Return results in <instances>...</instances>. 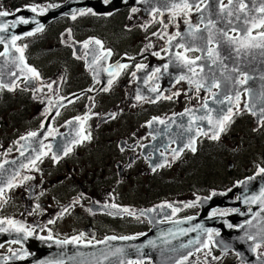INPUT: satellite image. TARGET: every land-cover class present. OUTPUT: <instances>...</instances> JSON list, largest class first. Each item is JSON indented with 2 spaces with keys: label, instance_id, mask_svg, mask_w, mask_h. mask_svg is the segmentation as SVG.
Returning a JSON list of instances; mask_svg holds the SVG:
<instances>
[{
  "label": "flooded vegetation",
  "instance_id": "flooded-vegetation-1",
  "mask_svg": "<svg viewBox=\"0 0 264 264\" xmlns=\"http://www.w3.org/2000/svg\"><path fill=\"white\" fill-rule=\"evenodd\" d=\"M66 1L63 0V3ZM223 2L227 4V1ZM60 4L54 2L49 8ZM34 5L38 6L37 1L30 0L14 9H8V12L26 11L27 16L20 17L29 20L32 19L30 15H39L30 10ZM46 7L45 9H49ZM127 10L129 9L103 16L89 11L84 15L92 13L97 18H110ZM84 15H76V19L62 17L46 25L42 31H32L34 34L31 36L22 30L16 33L21 37L16 41V46H26L24 63L37 70L39 79L32 78V74L20 63V53L12 45L11 39L6 46L0 42V52H5L6 47L8 49L5 56L0 57L14 61L0 63V76H9L7 79L0 77V83L13 86L12 91L7 87L0 90V164L4 166L0 169V187L5 188L4 195L0 198V220L12 219L19 222L18 226H23V231L17 232L7 223L0 225L7 229L0 232V238H7L0 245V264H44L47 258L54 262L56 257L61 259L58 264H78L88 256L86 253L89 251L85 249L104 251L106 246L135 245L150 236L152 231L169 223L200 217L208 222L218 216L228 217L237 211L243 212L240 205L242 194L237 193V190L242 188L244 181L259 176V169L264 168V160L257 164L256 169H252L257 162L252 158H246L240 165L229 161L231 157L242 154V146L239 147L240 150L230 149L226 142L230 139L228 135L231 130L237 129L241 136L239 143H242L243 120L249 118L253 121V126L248 127L244 133L246 137L253 144L261 146L264 143L260 140L264 135V121L256 122L247 112L245 102L248 93L243 90L240 91L238 113L232 93V122L220 134L219 140L210 139L213 134L210 131L207 136L199 135L195 139V152L184 147L186 144L182 147L173 142H165L161 143L160 146H164L158 150L154 151L153 148L145 153L155 132L148 126L150 121L163 120L166 123L178 116L180 119L177 127H189L193 115L198 113L195 110L202 107L212 93L203 90L197 92L195 86L187 85L184 80L177 82L180 76L187 77L184 73L178 76L173 86H169V79L164 80L166 64L162 62L168 52L166 48L169 40L163 43L159 39L161 34L157 37L150 35L154 30L148 31L144 33L145 36L149 35L148 41L143 43L139 39L135 44L127 41L132 50L119 52L108 42L105 34L90 37L85 32L72 29V26L77 27L76 24L83 20L79 17ZM74 20L75 23H71ZM187 24L192 26V30L200 28L198 12L191 11ZM19 26L22 29L23 24H17L16 27ZM50 27L53 29V36L45 37L43 34ZM94 40H100L103 48L94 42L89 44L88 49L84 47L85 41ZM138 48L140 52L137 55L133 50ZM105 50H110L111 56L95 63L101 69L97 77L86 65L87 53L93 54V61ZM178 52L186 55L182 48ZM42 55H46L48 59V63L43 66L39 62ZM117 63L128 67L119 69V75H115L109 86V72L105 69H112ZM137 65L145 67L138 70ZM207 66L212 67V64ZM146 68L151 69L139 88L137 75ZM157 69L160 71L157 72ZM195 70L200 73V68L196 67ZM133 73L136 75L133 76ZM201 75L216 76L214 68ZM220 75L221 72L217 74ZM25 77L29 78L28 82ZM198 78L194 76V80ZM49 84L52 85L51 89L47 87ZM238 87L243 89L248 85ZM106 88L108 90L104 91ZM153 88L158 91L163 89L160 99L155 102H152V97L158 95V91H151ZM177 92L179 95H174ZM212 92H216V89L213 88ZM137 95L144 99L137 100ZM96 96L99 98L95 104L92 99ZM167 96H171V99L163 98ZM88 102L91 104L89 108L86 105ZM96 105L102 113L97 124H105V134L109 133L112 124L117 130L119 124H127L120 135L105 138L104 144L99 143L102 132L96 133L92 128L93 109ZM225 105L228 106L227 103ZM187 109H191V112H186ZM85 116L88 117L87 120L83 119ZM76 117H81V120H75ZM133 121L135 124H132ZM198 123V120L195 121L192 127ZM41 124L44 125L43 128ZM197 128L202 127H196V131ZM29 132H36L37 136L21 140ZM83 135H90V139L81 140ZM244 139L246 140L245 137ZM154 141L155 138L151 144H158ZM68 148L71 151H67ZM181 148L183 151L175 157L173 150ZM262 154L264 155V151ZM37 156L40 158L36 159ZM54 156L57 159H53ZM156 158L159 159L155 160ZM220 159L229 161L226 167L232 184L227 187L213 182L216 163L218 166L222 162ZM30 160H35V164L30 163ZM153 160L155 163L150 166L149 161ZM13 176L14 186L6 187ZM215 201L218 203L214 206ZM204 203L208 208L205 220ZM113 204L118 208H112ZM188 204L193 206L186 207ZM125 208L130 209L134 215L124 213L122 209ZM173 209L177 211L174 212ZM249 210L251 207L247 208ZM217 233L220 234L219 231H212L211 240L207 233L205 243L208 247L187 253L184 255L187 260H182L184 256H181L177 261H182V264H247L235 252H222L216 247ZM78 236H81L78 242L57 243L70 241ZM113 236L117 239L106 240ZM120 237L135 239L122 240ZM99 241L106 242L98 243ZM259 243L261 246L252 251L257 262L264 264V250L261 248L264 240ZM117 249L119 248L113 250ZM5 257L8 259L5 260ZM97 258L96 261H101L104 256ZM129 261L155 264L154 259L148 256ZM177 261L173 264H177Z\"/></svg>",
  "mask_w": 264,
  "mask_h": 264
},
{
  "label": "water",
  "instance_id": "water-1",
  "mask_svg": "<svg viewBox=\"0 0 264 264\" xmlns=\"http://www.w3.org/2000/svg\"><path fill=\"white\" fill-rule=\"evenodd\" d=\"M96 1L97 0H69L61 7L49 10L48 13L43 17H35L34 15H30L29 17H32V21L35 20L37 26L43 27L44 25L52 22L59 17L66 15L72 16L73 14H78L81 11L89 8H93L97 14H106L107 12L115 9L136 6V0H125L128 1L125 5H122V2L124 0H112L109 5H102V3L99 4ZM98 1L101 2V0ZM173 2L174 0H144L142 3H140L139 7L143 11L144 15H150L156 11L166 13L179 10L177 8H172ZM197 2H199V0H197ZM219 6L220 4L217 3V0H209V5L207 8L204 5V7L202 8L203 11L199 13V15L202 16L200 24L203 26V28L200 29L201 32L197 33L198 36H203L205 38L208 36V32L203 30L205 29V26L209 19L217 21V27L223 28L227 26L226 21H218V17L220 15ZM254 7H259V3L257 2ZM21 15L22 13H19L16 16L12 17H2L0 18V22H12L18 19ZM253 15H257V13L253 12ZM25 16H27V14ZM20 27L21 26H19V28H10L7 33H0V36L4 37V42L1 43L6 46L12 35H17L16 33L21 30L23 32L27 31L26 27H23L22 29ZM209 27L211 26L209 25ZM213 31H215V29H213ZM189 32V28H186L181 33L182 37L180 36L178 39L172 42L171 50L164 60V62L168 64L167 78H169L171 82L175 80L180 72H186L187 77L194 80V76L191 72L188 71V68L181 64L178 60H176L175 50L179 48L176 45L184 44L186 47L191 46L200 48L203 47L207 43V41L206 39L203 41L194 39L193 36L188 34ZM197 52L200 54V56L205 54L201 51ZM220 54L223 61L221 65L225 68V72L228 75H231L233 77H236L238 75L236 72L234 73L232 71L234 67H238L240 70L245 71L249 76L250 73H255L254 80H249L247 84L248 88L251 90L250 93L247 94V104H255L256 107L251 111L247 109V111L252 114L253 111H255L256 114L253 115L254 118H257V122L261 121L263 118L261 117L259 109L262 103L261 93L264 92V57H261L259 54V50H256L254 56H245L241 61L236 52L233 51L231 46L228 45H224L220 48ZM2 61L8 62V58L0 57V63ZM11 62L14 61L11 60ZM201 64L209 65L212 64V62L211 60L197 61V65ZM210 68L211 70L214 68V73L216 74V77L218 79L221 78V75L217 76L219 72L216 64H212V67H205L204 73ZM252 69H255L256 72L258 71L262 74H257L256 72L252 71ZM0 77L2 79H7L8 76L4 75ZM105 79H107V77ZM186 82L188 83L187 79ZM232 88L233 85L229 82L226 85V89ZM235 88L239 89L240 91L243 90L242 88L240 89L238 85H235ZM221 99H223V96H221ZM207 104L209 108L214 109V111L212 112L213 118H215L219 114H222L220 111L221 109H223V113L227 112L228 106L215 104L213 102V98L212 100L207 102ZM206 111V109L202 108L201 110H199L196 116L204 115ZM177 119L178 118L172 120L174 124L177 123ZM196 127L205 128V130H207L208 132L213 131L210 130L211 125L208 124L207 120L199 121L198 125H193L191 132L188 131L189 127L184 126L182 129L178 128L177 130L175 125L169 126V128H172L170 131H168V127L166 129H156L155 131H157L156 133H158V136L160 137V139L155 141V143L158 144L147 145L145 153H148V150L151 151L153 148H155L154 151L158 150L159 147L164 146H160L161 143L165 142H174L175 145H182L183 147V144L185 145L189 143L190 137L195 136V139L199 137L196 135ZM185 131H188L189 133L183 134V137H181L180 135ZM262 188H264V174L257 176L254 179H248L244 181L242 184V188L240 190H237V193L242 194L240 205L245 212H239L225 218L216 217L213 220L210 219V221H208L209 225L207 221L204 222L203 220H201V217L198 219H188L166 225L164 224L165 226L158 228V232L156 233V236L152 238V241L149 240L150 236H148L145 239L137 242L135 245L119 244L115 246H104V251H99V249L98 251H93V249H90L91 251L89 249H85L86 251H89L86 253L88 256H86L83 261L79 262L78 264H121V262L126 264L129 260H140L145 256L153 258L155 264H173L178 260L179 257L203 247L202 245L203 243H205L208 233L204 231V229H211L212 231L219 230L222 232V234L215 241L216 247H219L222 252L232 250L240 256L241 261H244L247 264H260V262H257V260L253 256L252 247L255 243H259L264 240V213H260V205L258 203H246L245 201L246 198L258 196ZM216 203H218V201H215L214 206L217 205ZM248 207H251L250 212L247 211ZM203 209L204 219L208 211L206 204L204 205ZM255 213L260 214L258 216H254ZM247 221H251V224L247 223ZM197 225H199L200 227H196ZM229 225H232V227H229ZM241 225L243 227H241ZM187 229H195V231H187L186 234L182 233L181 230ZM249 235L255 236V241H248ZM4 239L7 240V238L3 236L0 238V245L4 243ZM197 239H199L200 243L189 244V241H196ZM182 245L188 246L182 247ZM114 248H119L123 251L117 252L116 250H113ZM97 252L99 254H97ZM97 256H104V259L101 261H96ZM60 260L61 259L59 257H56L55 261L51 262L50 258H47L44 264H58ZM9 264L14 263L10 262Z\"/></svg>",
  "mask_w": 264,
  "mask_h": 264
},
{
  "label": "snow or ice",
  "instance_id": "snow-or-ice-1",
  "mask_svg": "<svg viewBox=\"0 0 264 264\" xmlns=\"http://www.w3.org/2000/svg\"><path fill=\"white\" fill-rule=\"evenodd\" d=\"M259 3V7H254L256 3ZM217 3L220 4V15L218 17L219 22H227V26L220 28L217 27V21H214L212 19H209L207 21V24L205 26V29L203 31L208 32V36L205 38L203 36H198L197 33L201 32V30L197 27L194 31H190L188 34L193 36L194 39H199V40H205L207 43L200 48H195V47H186L184 44H177V47L184 48L185 52L188 51H201L202 53H205V55L201 56H196L194 59L187 57L183 53H176L175 57L176 60H178L181 64H183L185 67L188 68L189 72L193 73V76L199 77L196 80H193L191 78H188L186 76H180L177 80L179 82L180 80H188V83L191 85H194L197 92H199L201 89H206L207 91L212 93L213 97V102L218 105H225L227 103V113H223V109H221V113L217 115L215 118L212 116V112L214 109L209 108L207 102L203 104V108L206 109L207 111L205 112L204 115L200 116H195L193 115L192 120L190 121V125L188 128V131H192V124H194L195 121H203L207 120L208 124L211 125V129L213 130V134L209 137L210 139L213 140H219L220 134L224 132L227 128V126L232 122V115H233V108H232V101H233V94L234 93V98L236 101V109L237 113L240 111L239 108V100H240V90L235 88V85H246L248 84V81L251 79V77L245 72L240 70L238 67H234L232 69L233 72H236L238 75L236 77H233L231 75H225L224 72H221V77L222 79H218L215 75L208 77L206 75H201V73H204L205 67H207L206 64H201L197 65V61L201 60H211L212 64H222V58L220 54V48L224 45L231 46L232 50L236 52L237 56L243 60L245 56L247 57H252L255 55L256 50H259V54L261 57H264V0H227V4L223 2V0H217ZM200 4H204L205 7L207 8L209 5V0H174L172 3V8H177L181 12H184L185 14H188L191 12L193 9H195L196 12L201 13L203 10L200 8ZM252 5V6H250ZM54 7V6H52ZM30 10L33 13H37L39 15H43L47 9L41 8L39 6H31ZM16 11H19L17 9ZM135 11V9H133ZM253 12L257 13V15H253ZM84 12H81L80 15H84ZM10 15H15V13H10L7 10H0V18L2 17H8ZM72 19H76V14L72 15ZM30 21L28 19H25L23 17H20L16 19L15 21L12 22H0V33H7L10 28H15L17 24H27ZM187 22V21H186ZM209 25L211 27H209ZM191 25H189V28L191 29ZM215 29V31H213ZM42 31V26H38L35 29V32ZM229 33H234V35H230ZM34 32L29 31L26 33V35L31 36L33 35ZM177 36H181L182 34L177 33ZM176 37H170L169 38V43H171L172 40H174ZM21 39L20 36L18 35H12L11 36V43L12 45L16 48V51L20 53L19 56V61L21 64L24 65V68L27 69L29 73L32 74V78L39 79L40 74L37 72L35 68L29 67L26 63H24V47H19L16 46V41ZM0 42H4V37L0 36ZM94 42L96 45H100L101 48H103L102 42L100 40H94V41H85L84 42V47L88 48L89 44ZM211 45V47H209ZM8 49L7 47L5 48V52H0V56H5L7 53ZM158 55V53H156ZM106 56H111V51L110 50H105L104 52L101 53L99 57L94 58L92 61L93 64L98 63L99 60L104 59ZM128 65H122V64H117L115 65L111 71L109 69H105V71H109V75H112V72L115 71L116 75H119V69L122 68H127ZM137 69L144 68V65H137ZM196 67L200 68V73L196 72ZM226 67V66H225ZM165 71L168 69V65L164 66ZM157 72L160 71V69L156 70ZM15 75V73H13ZM136 73H133V76H135ZM243 77V78H240ZM115 79V77H113ZM25 81L28 82L29 78L25 77ZM231 83L233 85L232 89H226V85L228 83ZM109 86L113 83V80L110 79L108 81ZM5 87L8 88L9 91L13 90V86L10 85H5L3 83H0V90L4 89ZM49 89L52 88V85L49 84L47 85ZM215 88L218 91L217 92H212V89ZM91 90V89H90ZM108 89H104V91H107ZM39 91V89H38ZM153 92H157V88L151 89ZM243 91L246 93H250V89L248 87L243 88ZM174 95H179V93H174ZM221 96H223V99H221ZM159 98V96L157 97ZM164 99H171V96L163 97ZM137 100L144 99V97L137 95L136 97ZM261 99L262 103L260 106V114L261 117L264 118V92L261 93ZM155 102V101H152ZM256 107L255 104H245V108L248 110H253ZM186 112H191V109H187ZM59 115V112L56 113ZM256 112L253 111V115H255ZM84 120H87L88 117L85 116L83 118ZM154 120H158L159 118H153ZM75 120L80 121L81 117H76ZM71 123V121H69ZM152 121L149 122L151 124ZM159 123L163 124V120H159ZM44 125L41 124V128H43ZM49 135H51V131L49 132ZM196 135H208V131H205L203 128H197ZM37 133L36 132H29L27 134V137H21V140H26L30 137H36ZM90 139V135H83L81 136V140H87ZM76 143L80 141H75ZM184 147L189 148L191 151L195 152V136L190 137L189 143L186 144ZM67 151H71V148H68ZM66 151V154H67ZM175 153V157H178L180 152L183 151V148L179 150H173ZM46 155V153H44ZM23 155V153H21ZM174 157V158H175ZM40 157L37 156L36 159H39ZM53 159H57V157H53ZM7 163V162H6ZM30 163L33 165L35 164V160H30ZM162 166V165H161ZM3 164H0V169H3ZM153 171H155V168H153ZM264 174V168H260L258 175ZM18 175V173H17ZM30 177H24V179H29ZM15 179V176L10 179L6 185V187L11 188L13 187L12 180ZM254 179V178H250ZM4 187H0V198L3 197L4 195ZM246 203H258L260 205V213H264V188L261 189L260 193L258 196H252L250 198H246ZM192 204L186 205V207H192ZM112 208H118L117 205L113 204L111 205ZM168 207H171V205H168ZM67 211V209H65ZM124 213H127L129 215H134V213L130 209H122ZM173 211H177V209H173ZM260 213H255L254 216H258ZM191 219V218H189ZM54 221H49V223H53ZM7 223L8 225H11L17 232L23 231V226L19 225V222L14 221L12 219H7V220H0V225H3ZM247 223L251 224V221H247ZM196 227H200L197 225ZM229 227H232V225H229ZM241 227H243L241 225ZM7 231L6 228L0 227V232H5ZM182 233L186 234L187 231H195V229H187V230H181ZM204 231L208 232L209 234V240L212 239V230L211 229H204ZM218 235V233H217ZM81 236H83V233H81ZM81 236L78 237H73L70 241L65 240L63 242L58 241L57 243H63V244H68L72 242H78L81 238ZM117 237H107L106 240H115ZM119 239L122 240H128V239H135V237H120ZM249 240H254L256 239L255 236L249 235L248 236ZM106 241H99L98 243H105ZM89 243H91L89 241ZM192 243H200L199 239L196 241H189V244ZM188 245H182V247H187ZM203 247H208L207 243H203ZM261 245L260 243H255V245L252 247L253 251H256L257 248H259ZM122 249H117V252H122ZM199 251V249H197ZM22 258V257H21ZM8 257H5V260H7ZM213 259H217L216 257H213ZM182 260H187V256H184ZM123 264V262H121ZM129 264H141L140 261L132 262L129 261ZM177 264H182V261H177Z\"/></svg>",
  "mask_w": 264,
  "mask_h": 264
},
{
  "label": "rangeland",
  "instance_id": "rangeland-1",
  "mask_svg": "<svg viewBox=\"0 0 264 264\" xmlns=\"http://www.w3.org/2000/svg\"><path fill=\"white\" fill-rule=\"evenodd\" d=\"M27 1L30 0H0V10L8 11V9H14L15 6L21 5L22 3H26ZM35 1H37V5L41 8H45L46 6H47L46 8H49L51 7V4L54 2L61 4L63 3V0L61 1L35 0ZM190 17H191V12L185 14L184 12L176 11V12L168 13L167 15L156 14L154 16L151 17L149 16V18H147L144 15L142 16L140 10L135 9V11H133V9H129L125 13L120 12L110 18L108 17L97 18L92 13L84 16H80L79 19H83V20L76 24L77 27L72 26V29L76 28L79 31L85 32L88 35H90V37H95L100 34H105L107 36L108 42L111 45H114L119 52L121 51L128 52L132 50V46H128L127 41L134 42L135 44L140 39L144 43L149 40L148 39L149 35L145 36L144 34L148 31L154 30L151 32L152 34L150 35H156L157 37L158 35L161 34L159 39H161L163 43L164 41L167 42L170 37L176 35L175 33L181 30L183 26L189 22ZM75 21L76 20L72 21L71 23H75ZM52 31L53 29L50 27L43 35H46L45 37H49L50 35L53 36ZM139 52H140V48L133 50V53L137 55L139 54ZM39 62L42 64V66L48 63V59L46 55L40 56ZM76 90L77 88L72 90V92ZM98 98L99 96H96L95 98L92 99V101H94L96 104ZM82 100H84V98ZM82 104H84V102ZM86 105H88V108L91 106L89 102L86 103ZM100 106L102 107V105ZM105 106H108V104H105ZM68 113L72 114L71 111H68ZM93 114H94V119L92 120V128L96 133L102 132V135L99 138V143L104 144L105 138L115 137L120 135L122 133V128L125 129L127 127V124L124 123L119 124L117 130L116 127H114L112 124V126L109 127L110 129L109 133L105 134L104 132L105 124L104 125L97 124L99 122V116L102 115V113L98 109V105H96L95 108L93 109ZM132 124H135V121H133ZM251 126H253L252 120H250L249 118L243 120L242 143H239L241 136L237 132L238 130L234 129L233 131L231 130L230 134L228 135L230 139L226 142V146H228L230 149L235 148L236 150H240L239 147L242 146V154L234 158L231 157L229 160L230 162H236L238 163V165H240L242 161H244L246 158H252L257 161L253 164L252 169H256L257 164L263 163L264 160L263 159L264 155L262 154V152L264 151V143L261 146H259L256 143L253 144V142L246 137L244 133L248 129V127ZM125 135L127 134H123V136ZM244 137L246 138V140L244 139ZM260 140H263L264 142V135L261 136ZM251 153H253L254 156H252ZM220 161H222V159H220ZM228 162L222 161L218 166L216 163V167H215L216 172L213 180L215 185L221 183L224 185V187H227L232 184L230 180L231 176L227 173L228 168L226 166H228L227 165ZM261 248L264 250V245Z\"/></svg>",
  "mask_w": 264,
  "mask_h": 264
},
{
  "label": "bare ground",
  "instance_id": "bare-ground-1",
  "mask_svg": "<svg viewBox=\"0 0 264 264\" xmlns=\"http://www.w3.org/2000/svg\"><path fill=\"white\" fill-rule=\"evenodd\" d=\"M105 1L106 0H101V2L100 1H96L97 3H99V4H101L102 3V5H109V3L108 4H105ZM66 4V3H65ZM62 5H64V4H62ZM62 5H60L59 7H61ZM89 11H93L94 12V14L95 15H101V16H103V15H108V14H110V13H112V12H114V11H118L117 9H115V10H112V11H109V12H107L106 14H97L96 12H95V10L93 9V8H89V9H85V10H83V11H81V12H84V13H86V12H89ZM80 12V13H81ZM80 13H78V14H76V15H80ZM71 18H72V16H70ZM29 23H27V24H23V26H22V28L23 27H26L27 28V31H26V33H28L29 31H35V29H36V27H38L37 26V24L35 23V20H33L32 21V19H29ZM36 24V25H35ZM216 67H217V69H218V72H224L225 73V75H227L226 74V72H225V68L221 65V64H216ZM209 70V69H208ZM207 70V71H208ZM252 71H254V72H256L255 71V69H252ZM235 73V72H234ZM257 74H262V73H260V72H256ZM254 76H255V73L253 74V73H250V77H251V79L250 80H254ZM223 77H221L220 79H222ZM258 78H259V76H258ZM257 79V78H256ZM259 80V79H258ZM252 94V93H251ZM166 136V135H165ZM163 138V137H162ZM164 138H166V137H164ZM158 139H160V137L159 136H157V137H155V141L156 140H158ZM154 141V142H155ZM166 143H168V142H166ZM174 143V142H173ZM158 232V229H156V230H154V231H152V233H151V235H150V238H149V240H151L152 241V238H154L155 236H156V233ZM158 239V238H157ZM156 239V240H157ZM162 239V238H161ZM153 243V242H152ZM191 253V252H190Z\"/></svg>",
  "mask_w": 264,
  "mask_h": 264
}]
</instances>
